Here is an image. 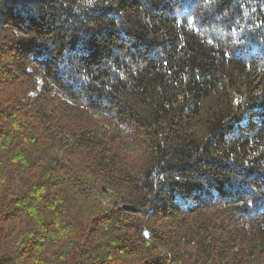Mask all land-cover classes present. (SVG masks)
Returning <instances> with one entry per match:
<instances>
[{
  "label": "trees",
  "instance_id": "trees-1",
  "mask_svg": "<svg viewBox=\"0 0 264 264\" xmlns=\"http://www.w3.org/2000/svg\"><path fill=\"white\" fill-rule=\"evenodd\" d=\"M0 264H264V0H0Z\"/></svg>",
  "mask_w": 264,
  "mask_h": 264
}]
</instances>
